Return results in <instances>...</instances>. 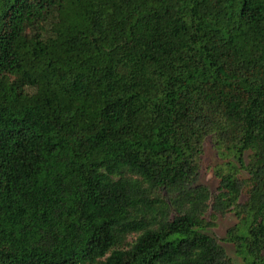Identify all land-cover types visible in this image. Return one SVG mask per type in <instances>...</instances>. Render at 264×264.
Masks as SVG:
<instances>
[{
	"label": "trees",
	"instance_id": "1",
	"mask_svg": "<svg viewBox=\"0 0 264 264\" xmlns=\"http://www.w3.org/2000/svg\"><path fill=\"white\" fill-rule=\"evenodd\" d=\"M209 210L264 264V0H0V264H237Z\"/></svg>",
	"mask_w": 264,
	"mask_h": 264
},
{
	"label": "rangeland",
	"instance_id": "2",
	"mask_svg": "<svg viewBox=\"0 0 264 264\" xmlns=\"http://www.w3.org/2000/svg\"><path fill=\"white\" fill-rule=\"evenodd\" d=\"M228 154L220 152L215 146L213 141L209 138L205 142L204 152L200 159V175L198 183L202 186L207 187L213 196L219 193L220 179L216 175V169L227 170V164L229 162L232 165H237L239 168V174L241 177H246V171L241 168L239 163L237 164V159L232 156H227ZM246 200V194L241 196V203ZM235 211L226 213L225 215H218L213 213L211 210L208 211L207 220L211 222V227L207 230V233L212 237L217 239V241L224 246L228 256L235 261L237 264H244L243 258L239 256L236 252L235 247L225 241L229 229L234 227L238 223V217Z\"/></svg>",
	"mask_w": 264,
	"mask_h": 264
}]
</instances>
